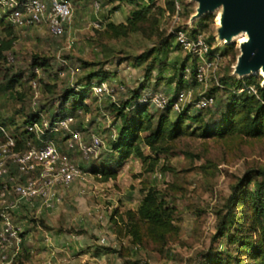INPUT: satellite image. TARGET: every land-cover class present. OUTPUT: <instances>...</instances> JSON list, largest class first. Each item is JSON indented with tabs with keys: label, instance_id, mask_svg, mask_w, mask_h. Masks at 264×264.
Here are the masks:
<instances>
[{
	"label": "rangeland",
	"instance_id": "374dc122",
	"mask_svg": "<svg viewBox=\"0 0 264 264\" xmlns=\"http://www.w3.org/2000/svg\"><path fill=\"white\" fill-rule=\"evenodd\" d=\"M67 1L72 17L61 37L51 36L45 24L14 29L13 47L4 54L5 60L0 61V127L8 134H19L24 130L22 123L26 118L37 112L49 123L51 114L56 112L60 93L65 88L80 90L78 85L91 80V88H84L85 108L77 111L70 129L79 131L85 146L92 136L102 144L88 160H83L76 150L69 153L72 162L85 173L82 181L60 191L61 202L53 211L43 208L22 211L35 220L29 222L24 217L27 220L22 223L24 250L15 264H206L207 259L220 251H223L222 257H235V246L228 245L225 238L213 239L218 219L215 213L223 214L231 186L246 171L264 172V137L182 136L161 144L151 172L147 163L141 164L130 157L119 167L112 166L114 176L105 182L90 173L92 166L107 167L117 162L115 153L107 151L121 125L111 104L124 101L131 90L140 89L142 96L158 92L166 97L182 90L185 94L182 105L189 106L188 114L192 115L197 111L193 104L211 91V108L205 109L213 110L216 101H225L228 92L219 79L229 77L241 81L246 78L247 74L235 72L238 40L232 39L229 42L232 51L221 55L224 44L217 35L219 19L224 14L222 6L217 5L196 17L197 0H174L172 13L166 10L164 0L151 3L141 0L138 3L149 9L137 24V30L114 37L107 32L106 25L109 22L127 25L136 5L127 0ZM178 30L190 37L201 36L204 42L211 38L213 52L209 56L214 58V67L206 72L203 84L193 82L189 69L183 73L184 83L178 84L176 68L186 54L173 48L175 41L169 53L160 54L163 41L171 40ZM35 56L48 60L51 70L35 72L31 68ZM137 57L143 60L135 65ZM191 60L189 57L187 62ZM147 65L150 72L144 78ZM32 72L35 78L29 80ZM18 73L22 74V79L5 89L7 80ZM97 74L100 77L92 79ZM169 79H172L171 84L167 83ZM99 83H103L108 92L97 96L92 88ZM160 111L147 108L154 121ZM125 113L129 117L128 110ZM65 134L54 138L61 149ZM141 149L144 155L151 156L146 147ZM149 187L156 189L173 209L176 231L167 236L163 245L145 238L133 244L127 234L125 213L135 210ZM233 211L234 231L239 221L247 220L248 213L240 204L233 207ZM108 248L115 253H106Z\"/></svg>",
	"mask_w": 264,
	"mask_h": 264
},
{
	"label": "trees",
	"instance_id": "16d2710c",
	"mask_svg": "<svg viewBox=\"0 0 264 264\" xmlns=\"http://www.w3.org/2000/svg\"><path fill=\"white\" fill-rule=\"evenodd\" d=\"M139 1L141 0H127L129 4L136 5L137 9L130 13L127 25H114L109 22L106 25L107 32H111L114 37L125 36L129 32H135L137 24L145 18L149 9L147 5L138 3ZM153 1L146 0L148 3ZM174 5V0H164L166 10L171 13L174 11ZM14 29L12 25L6 23L3 18H0V32L3 34V37L0 38V61L5 60L4 54L9 52L13 47V43L16 40ZM170 38L172 39H169L167 42L166 40L163 41V46L159 49L160 54L164 56L170 52L169 48L174 41V36ZM209 41H211V38L205 41L208 46V56L213 52ZM173 48L175 50L179 49L176 44ZM221 51V55L227 51L231 52L232 46L223 45ZM189 57L186 54L176 68L179 85L184 83L183 73L185 69H189V74L192 77L196 60L191 57L192 60L188 63L187 59ZM134 60L135 65H138L142 62L143 57H137ZM31 68L33 70L41 69L43 72L51 70L49 61L41 59L38 56L33 57ZM145 72L144 78H147L150 72L149 65L145 67ZM102 76L105 77L104 75ZM21 77L22 74L18 73L9 78L5 89L16 85L18 83L17 79H22ZM95 77L100 76L97 74L96 76H92V79ZM34 78L35 75L32 72L29 80ZM218 81L223 89L228 92L225 101H216L213 110L202 109L192 115L188 114L189 106H183L178 112L171 110L170 104L174 100L173 95L167 97V105L163 109H159L161 111L154 121V117L147 112V108L148 106L156 107L138 101L142 97V95H139L140 89L131 90L129 96L121 103L117 105H115L116 103H112L113 111L119 117L121 125L117 127V137L107 146V151L115 153L118 159L116 163L108 164L107 167L92 166L90 173L102 177V180L105 182L114 176L111 167H119L130 157L138 159L141 164L147 163L148 172H151L156 165V156L161 151V144L171 142L182 136L200 138H224L227 136L243 138L264 137V87L261 88L259 86L260 76H249L241 81L222 77ZM167 83L171 84L172 79H169ZM78 86H80V90L65 88L60 93L56 112L50 116V124L65 117H71L73 120L76 117L77 111L79 112L85 108L83 100L86 96V91L84 88H91V80H87L86 84ZM47 89H52V87H47ZM230 89L234 91L233 94L230 93L232 92ZM249 89L252 92L247 91ZM237 91L239 93H236ZM212 94L211 91V93L209 92L205 96L212 97ZM69 100L71 103H69ZM68 103L70 106H67ZM208 108L211 107L209 106ZM126 110L129 112V117L125 113ZM42 119L39 112L32 114L22 123L24 130L21 133L11 134L19 148H24L23 145L28 142H36L33 134H30L27 128L34 123L40 124ZM73 124L72 122L71 126ZM190 124L195 127H190ZM54 138H52L53 141ZM55 144L57 145V143ZM142 146L149 150L152 157L143 154ZM238 204L247 211L248 215L247 220L244 222L239 221L233 231V207H236ZM224 209L223 214L221 212L215 213L218 219L213 239L225 238L228 245L235 246L237 255L235 257L230 255L222 257L223 251H220L215 256L207 259L205 263L264 264V172L261 170L246 171L239 181L231 186L230 194L224 203ZM125 216L127 234L132 238L133 244H139L141 238H145L152 243L163 245L167 236L174 234L176 231L173 224V209L167 205L160 193L153 187H149L143 192L135 210L133 212H126ZM24 217H27L29 222L35 220V218L26 215ZM23 250L24 242L19 257ZM110 252L115 253L112 249H106V253Z\"/></svg>",
	"mask_w": 264,
	"mask_h": 264
},
{
	"label": "built area",
	"instance_id": "2783aa9c",
	"mask_svg": "<svg viewBox=\"0 0 264 264\" xmlns=\"http://www.w3.org/2000/svg\"><path fill=\"white\" fill-rule=\"evenodd\" d=\"M71 17L72 8L67 0H0V18L16 29L45 24L51 36L60 37ZM174 41L182 52L196 60L192 79L203 84L206 72L214 67V58L208 56V46L202 37H190L178 30ZM31 85L34 87L36 83L32 81ZM92 90L97 96L108 92L103 83ZM184 100V91L179 90L170 104L171 110L180 111ZM138 101L158 109L168 103L167 97L158 92L146 94ZM211 104L212 97H203L193 107L198 111ZM72 122L71 117L52 124L42 119L40 124L28 126L27 131L36 142H28L24 148H19L12 135L0 127V264H14L22 251L25 235L19 212L42 208L51 211L61 202L60 191L83 180L84 172L72 162L69 153L76 150L83 160H88L100 148L102 142L97 137H92L88 146L83 145L80 133L70 129ZM64 133L61 149L52 138Z\"/></svg>",
	"mask_w": 264,
	"mask_h": 264
},
{
	"label": "water",
	"instance_id": "95a60500",
	"mask_svg": "<svg viewBox=\"0 0 264 264\" xmlns=\"http://www.w3.org/2000/svg\"><path fill=\"white\" fill-rule=\"evenodd\" d=\"M196 17L221 5L224 14L219 19L218 39L224 45L231 42V33L238 28L246 30L247 42L238 46L235 72L255 75L249 69L262 64L264 69V0H197ZM244 32V31H243ZM264 87V80L259 84Z\"/></svg>",
	"mask_w": 264,
	"mask_h": 264
},
{
	"label": "bare ground",
	"instance_id": "6f19581e",
	"mask_svg": "<svg viewBox=\"0 0 264 264\" xmlns=\"http://www.w3.org/2000/svg\"><path fill=\"white\" fill-rule=\"evenodd\" d=\"M230 35H231L230 36L231 40L232 39L238 40L237 47L238 46L240 47L242 44H244L248 40V37L246 36V30H243L240 28L233 30V32ZM242 37H245V38L243 39ZM249 71L254 73L255 75H259L264 80V69H263L262 64H258L250 68Z\"/></svg>",
	"mask_w": 264,
	"mask_h": 264
},
{
	"label": "crops",
	"instance_id": "0c3cea01",
	"mask_svg": "<svg viewBox=\"0 0 264 264\" xmlns=\"http://www.w3.org/2000/svg\"><path fill=\"white\" fill-rule=\"evenodd\" d=\"M23 210H21L20 212H19V218H20V220H21V222L23 223V221H25L26 222V219H23L24 218V212H22ZM53 211V210H52Z\"/></svg>",
	"mask_w": 264,
	"mask_h": 264
}]
</instances>
